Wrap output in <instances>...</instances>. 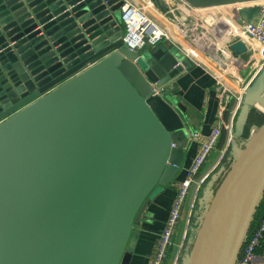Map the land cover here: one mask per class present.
I'll use <instances>...</instances> for the list:
<instances>
[{
    "label": "water",
    "instance_id": "water-1",
    "mask_svg": "<svg viewBox=\"0 0 264 264\" xmlns=\"http://www.w3.org/2000/svg\"><path fill=\"white\" fill-rule=\"evenodd\" d=\"M124 3L0 0V264H130L152 197L186 164L189 117L176 83L197 63L161 44L127 47ZM260 11L240 7L237 19ZM231 50L241 61L249 48ZM253 110L264 114V66L242 95L230 163L201 190L198 227L175 264L238 263L264 199V122L246 134Z\"/></svg>",
    "mask_w": 264,
    "mask_h": 264
},
{
    "label": "crops",
    "instance_id": "crops-1",
    "mask_svg": "<svg viewBox=\"0 0 264 264\" xmlns=\"http://www.w3.org/2000/svg\"><path fill=\"white\" fill-rule=\"evenodd\" d=\"M124 1L143 6L159 22L161 27L166 30L167 37L163 38L158 45H165L168 48H178L197 63V66L193 70L186 73L176 83V87L179 89L182 101L187 109L186 113L189 117L190 131L199 132L200 137L190 140L191 150L188 149L186 164L172 185L152 197L141 225L136 229L140 235L130 264H149L150 256L157 246L160 233L164 229L173 206L176 190L182 179L186 177L188 169L202 144L216 126L217 119L221 117V109L225 104V92L231 91L232 94L239 96L240 91L253 80L254 66L251 67L252 55L250 51L243 56L241 61H238V58L234 56L231 50V45L238 42V40L222 36L220 34L221 28L216 29V27H213L214 33L211 36H207V38H203V35H200L203 28L198 27L196 24L197 17L186 6H168L167 10H162L153 0ZM229 5L231 4L197 9L211 11L214 8H218L217 12L229 14L231 13ZM192 8L196 7L192 6ZM188 15H193L194 17H187ZM248 45L250 46V43ZM226 62H228L227 67L223 65ZM225 78L228 79L226 80ZM235 102L236 98L228 106L225 113L226 117L232 114L231 109L236 104ZM219 146L216 149H220ZM222 150L223 156L225 147ZM220 151L216 150L218 154L215 155L216 152H213L214 155H211L203 169L205 174L212 172L220 165ZM192 201L193 193L184 211V214L186 212L188 216L179 227L178 233L182 232V230L184 232L188 227V222L186 221L190 216V212H192V210L190 211ZM188 221H190V218H188ZM183 232L180 238L176 234V245L181 241L184 235ZM173 252L169 255L166 264H174L178 251L175 252L174 248ZM253 264H264V240L263 244L257 249Z\"/></svg>",
    "mask_w": 264,
    "mask_h": 264
},
{
    "label": "built area",
    "instance_id": "built-area-1",
    "mask_svg": "<svg viewBox=\"0 0 264 264\" xmlns=\"http://www.w3.org/2000/svg\"><path fill=\"white\" fill-rule=\"evenodd\" d=\"M166 5L169 7H177L180 5L186 6L189 10L194 12L195 17H203L200 15L199 11H204L203 9L192 8L184 0H164ZM176 2V6H173L171 2ZM250 5H260L261 11L258 17H256L252 22H246L243 19H237L238 10L243 6ZM231 13L225 14L221 12L212 13V11L207 12L206 24L210 26V30L204 28L205 25H201V34L203 38L211 36L214 33L213 27L216 29L221 28L220 34L222 36H228L236 41H243L248 45L249 51L252 55L251 67H253V78L256 73L264 66V0L257 2H247L240 4H231L228 6ZM204 14V13H203ZM210 17H209V16ZM122 17H123V35L122 39L124 44L132 50H144L148 47L157 46L163 38L167 37L166 30L161 27L159 22L150 15L143 6L136 3L125 2L122 6ZM225 64V63H224ZM223 64V65H224ZM228 66V65H227ZM225 66V67H227ZM247 85L240 91L239 96L232 94L230 91H224V107L221 109V117H226V111L228 106L236 98V104L233 105L231 109V115L226 117L227 119H236L239 105L242 99V95L245 91ZM228 90V89H225ZM223 129L214 127L212 134L208 136L206 141L202 144L200 150L192 161L188 169V180H182L178 187V194L174 200V208L170 212L167 218V224L160 233L161 240L157 243V246L153 252L149 264H166L168 261V256L170 250L176 245L175 236L178 232V223L182 221L186 205L192 194H189V190L194 188L196 192H193L195 197L190 205V210H194L197 203L196 196L201 191L200 185L202 179L199 178L201 169L203 170L204 165L208 162V159L214 149L217 147ZM228 131V138L231 136L230 129ZM200 137L199 132H194L190 134V140H195ZM200 189V190H199ZM192 212H190L191 215ZM264 238V218L259 225L258 229L254 234L248 238L238 261V264H253L256 258L257 249L262 245ZM177 246V245H176ZM183 246V244H182ZM181 246V247H182ZM179 252L177 256L179 257ZM176 256V259H177Z\"/></svg>",
    "mask_w": 264,
    "mask_h": 264
},
{
    "label": "trees",
    "instance_id": "trees-1",
    "mask_svg": "<svg viewBox=\"0 0 264 264\" xmlns=\"http://www.w3.org/2000/svg\"><path fill=\"white\" fill-rule=\"evenodd\" d=\"M225 119H226V121L229 120L226 117H225ZM263 122H264V114L258 110H253L252 113L250 114V119H249L248 127L246 130V134H248L249 129L251 128L252 125H261ZM227 140H228V132H227V129H224L222 137H221L218 145H220L221 147L224 146L226 148ZM226 151H228V147H227ZM221 163H222V161H221ZM221 163H220V165H222ZM215 172H217L216 169H215ZM211 177H212V175H211ZM211 177L202 185V187H201L202 190L208 185ZM200 193H201V191L198 193V195L196 197V201H198L199 197H201ZM199 216H200V210H199V205L197 203L194 210H192V218L190 219L191 220L190 224H191L192 228H190L188 230L189 231L188 232L189 237L191 236L193 230H195L198 227ZM263 218H264V199L261 202V205L259 206V208L257 210L255 220L253 222L252 229L250 231L248 238H250L254 234V232L258 229ZM188 227H189V224H188ZM262 240H264V238Z\"/></svg>",
    "mask_w": 264,
    "mask_h": 264
},
{
    "label": "rangeland",
    "instance_id": "rangeland-1",
    "mask_svg": "<svg viewBox=\"0 0 264 264\" xmlns=\"http://www.w3.org/2000/svg\"><path fill=\"white\" fill-rule=\"evenodd\" d=\"M217 10H218V8H214V9H212L211 11H212V13H216L217 12ZM200 13H202V14H200ZM204 13V14H203ZM205 13H207V12H204V11H199V14L200 15H204L203 17H199V16H197V25H198V27H200L201 25H205V27L204 28H207V29H209L210 30V26H208L207 24H206V18H207V15H205ZM194 17L193 15H188L187 17ZM209 16V15H208ZM210 17V16H209ZM201 28V27H200ZM227 143H229V141L227 140ZM220 147V149H216V150H221L220 151V153H221V161H222V166H224V165H226L227 164V161L228 160H230L231 159V151L230 150H228V151H225L224 150V153H223V156H222V149H224V146H219ZM229 148V147H228ZM216 150L214 151V152H216ZM218 153L216 152L215 153V155H217ZM214 155V154H213ZM221 166L219 165L217 168H216V171H218L219 170V168H220ZM202 190V189H201ZM196 205H197V203H196ZM195 205V206H196ZM170 214V213H169ZM188 216V213H186L185 212V214H184V217H183V220H182V222L184 221V220H186V217ZM188 218H192V213H191V215L188 217ZM188 218H187V221L186 222H188L187 224H189L190 225V223H191V220H190V222L188 221ZM185 224V223H184ZM187 224H185V225H187ZM181 226V225H180ZM180 229V228H179ZM188 229H189V227H187V233H186V235H183V237H182V239H181V241H179L178 242V244H177V246L175 247V252L176 251H179L180 250V252H179V255L182 253V251L185 249V247L187 246V243H188V239L190 238L189 236H188ZM186 230L184 231V232H186ZM182 232H183V230H182ZM182 232H179V233H177V237H181V235H182ZM183 232V233H184ZM179 235V236H178ZM175 244H176V236H175ZM182 244H183V246H182ZM182 246V247H181ZM186 249H190V245H188V247L186 248ZM172 253H174L173 252V250L171 251V254ZM178 253V252H177ZM176 256H177V254H176ZM178 256H177V259L175 258V261H174V264H175V262H178Z\"/></svg>",
    "mask_w": 264,
    "mask_h": 264
},
{
    "label": "bare ground",
    "instance_id": "bare-ground-1",
    "mask_svg": "<svg viewBox=\"0 0 264 264\" xmlns=\"http://www.w3.org/2000/svg\"><path fill=\"white\" fill-rule=\"evenodd\" d=\"M216 67V66H215ZM217 69V68H216ZM218 70V69H217ZM220 70H222V69H220ZM226 79V78H225ZM228 79V78H227ZM226 79V80H227ZM229 82V81H228ZM235 119H233V120H231V119H229L228 121H226V119H225V117H220V118H218L217 119V124H216V126L218 127V128H220V129H223V131H224V129H230V130H234V126H235ZM223 131H222V134H223ZM194 132H197V131H190L189 132V135L191 134V133H194ZM228 132V131H227ZM211 134H212V132H211ZM210 134V135H211ZM222 137V136H221ZM219 144V143H218ZM217 147H218V145H217ZM216 147V148H217ZM227 147H228V143L226 144V148H225V151H226V149H227ZM215 148V149H216ZM214 149V150H215ZM214 152V151H213ZM213 152H212V154H213ZM211 154V155H212ZM211 155H210V157H211ZM210 157H209V159H210ZM208 159V160H209ZM207 164V163H206ZM205 164V165H206ZM205 165H204V167H205ZM184 167V166H183ZM182 167V168H183ZM204 167H203V169H204ZM217 168V167H216ZM215 168V169H216ZM215 169L212 171V172H210V173H207V174H205L204 172H203V170L201 169V171H200V174H199V178L200 179H202V182H201V185H200V189H201V187H202V185L211 177V175H214L215 173H217V172H215ZM182 170V169H181ZM181 172V171H180ZM183 181L184 180H188V173H187V175H186V177L184 178V179H182ZM222 181V180H221ZM221 181H220V183H221ZM216 183H219V180H217L216 181ZM170 185H168V187H169ZM168 187H166L165 189H167ZM199 189V190H200ZM177 192H176V196H177V194H178V189L176 190ZM193 192H196L195 191V189L194 188H192V189H190L189 190V194H192ZM195 197V195H194V193H193V198ZM197 197V196H196ZM176 198V197H175ZM175 206H174V203H173V206H172V208H171V210H170V212L172 211V209L174 208ZM148 208V207H147ZM147 211V210H146ZM191 211V210H190ZM166 224H167V222H166ZM166 224H165V226H166ZM182 224V221H180L179 223H178V225L177 226H179L180 227V225ZM165 226H164V228H165ZM164 230V229H163ZM162 230V231H163ZM178 230H179V228H178ZM162 233V232H161ZM178 233V232H177ZM184 235H186V232H184ZM179 236V235H178ZM160 240H161V238H159V240H158V243L160 242ZM175 243V242H174ZM176 246H174L171 250H170V252H169V255H170V253H171V251L175 248ZM153 256V253H152V255L150 256V260H151V257ZM169 257V256H168ZM238 264V263H237Z\"/></svg>",
    "mask_w": 264,
    "mask_h": 264
},
{
    "label": "flooded vegetation",
    "instance_id": "flooded-vegetation-1",
    "mask_svg": "<svg viewBox=\"0 0 264 264\" xmlns=\"http://www.w3.org/2000/svg\"><path fill=\"white\" fill-rule=\"evenodd\" d=\"M229 163H230V160L227 161V164L226 165H228Z\"/></svg>",
    "mask_w": 264,
    "mask_h": 264
}]
</instances>
